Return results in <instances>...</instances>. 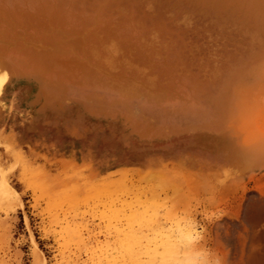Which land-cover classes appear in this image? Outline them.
Here are the masks:
<instances>
[{
    "label": "rangeland",
    "instance_id": "374dc122",
    "mask_svg": "<svg viewBox=\"0 0 264 264\" xmlns=\"http://www.w3.org/2000/svg\"><path fill=\"white\" fill-rule=\"evenodd\" d=\"M55 24L68 28V40L180 37L218 43L217 58L200 59L226 64L213 79L210 102L191 104L159 126L223 131L226 80L242 70L250 83L240 82L233 93V135L216 140L224 146L210 149V157L187 158L183 166L170 160L152 162L146 173L100 174L89 159L96 147L84 152L71 142L76 161L52 172L46 157L36 163L34 153L7 145L12 162L6 167L0 157V264H164L186 247L204 264H264V0H0V60L14 55L24 68L27 61L21 63L18 54L27 49L32 57L33 50L49 48L25 41L18 49L17 39H32L42 27L48 34ZM51 36L59 38L53 31ZM64 55L53 54L59 60ZM11 77L0 67V100L5 86L16 84ZM69 108L68 121L76 120L80 111ZM135 238L142 241L139 252Z\"/></svg>",
    "mask_w": 264,
    "mask_h": 264
},
{
    "label": "crops",
    "instance_id": "0c3cea01",
    "mask_svg": "<svg viewBox=\"0 0 264 264\" xmlns=\"http://www.w3.org/2000/svg\"><path fill=\"white\" fill-rule=\"evenodd\" d=\"M48 26V34L42 31L46 27H42L32 39H17L18 49L24 48L25 41L49 48L30 49L32 57H28L27 49L25 54H18L27 66L19 64L24 67L20 68L10 54L0 60L1 69L16 82L5 86L0 100V157L6 167L12 162L7 160V145L25 155L34 153L36 163L42 164L46 157L49 164L54 163L52 172L61 168L64 161H76L74 146L84 152L95 146L86 157L92 159V167L98 173H146L152 162L161 166L171 160L183 166L187 158L193 161L195 156L210 157V149L223 147L221 141L233 135V93L240 82L250 83L242 70L231 74L225 82L227 115L229 111L228 120L226 116L223 122L225 130L159 126L167 116L181 117L191 104L210 102L213 79L222 75L226 64L200 59L212 54L217 58L222 51L216 48L218 43L180 37L68 40L67 27ZM51 30L59 37L56 41ZM61 53L65 54L63 60L53 56ZM43 91L50 97L48 102ZM77 91L90 96H78L74 94ZM24 93L32 97L26 99ZM86 104L98 114L86 110ZM71 106L80 113L76 120L68 121ZM29 114L31 117L25 119ZM113 134L116 139H112ZM183 136L190 139L184 140ZM218 139L220 143L216 142ZM200 149L205 152L202 154Z\"/></svg>",
    "mask_w": 264,
    "mask_h": 264
},
{
    "label": "bare ground",
    "instance_id": "6f19581e",
    "mask_svg": "<svg viewBox=\"0 0 264 264\" xmlns=\"http://www.w3.org/2000/svg\"><path fill=\"white\" fill-rule=\"evenodd\" d=\"M14 193H15V195H17V197H19L17 191L14 190ZM20 203L23 204L21 200H20ZM262 211L264 212V210H262ZM185 237H186L185 239H187L188 242H191L193 240L192 234H187V236H185ZM141 242L142 241H139L138 238L134 239V247H136L135 251H137V252L141 251V249H142V243ZM170 245L173 246L174 249L177 248L176 242L171 241ZM185 249L186 250L184 252H183V249L181 251L178 250L177 252H175V253H177V255L172 259L170 258L168 260H165L164 264H175L176 260L181 261L179 264H184V263H186V264H204V262H202L203 259L200 261H197V258L194 259L192 255L187 253L188 247H186ZM153 258H154L155 262L158 261L157 256H153Z\"/></svg>",
    "mask_w": 264,
    "mask_h": 264
}]
</instances>
